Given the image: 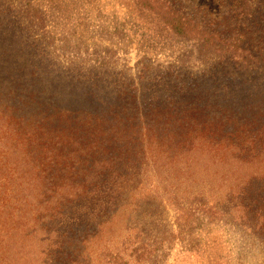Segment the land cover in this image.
Listing matches in <instances>:
<instances>
[{
	"label": "trees",
	"instance_id": "trees-1",
	"mask_svg": "<svg viewBox=\"0 0 264 264\" xmlns=\"http://www.w3.org/2000/svg\"><path fill=\"white\" fill-rule=\"evenodd\" d=\"M141 4L178 36L208 43L215 38L168 0H141ZM234 12L239 13L242 27L252 21L242 8ZM0 37L6 48L33 46L27 34L10 31ZM233 39L228 60L245 65L248 59H258L242 35ZM22 52L14 55L12 50L10 56L0 52V120L9 130L7 140L40 180V188L10 199L0 196V207L12 209L6 219L18 218L23 236H35L44 264L54 256L76 264L74 260L88 259L90 253L96 254L97 264H154L161 252L157 243L150 238L144 241L130 220L121 223L126 209L138 207L137 200L160 197L178 209L186 203L213 218L221 217L223 208L236 212L248 208L242 202L251 196L247 190L252 175L242 170L240 179L237 172L264 158V113H217L211 107L215 103L199 100H170L155 107L149 103L144 112L137 91L120 100L119 95L125 94L122 87L114 92L115 99L90 92L56 98L42 89L38 67H19ZM83 86L97 89L93 83ZM15 181L25 184L20 177ZM220 189L224 190L218 193ZM184 191L187 200L180 195ZM242 213L240 218L246 219ZM116 225L122 231L116 233Z\"/></svg>",
	"mask_w": 264,
	"mask_h": 264
},
{
	"label": "rangeland",
	"instance_id": "rangeland-1",
	"mask_svg": "<svg viewBox=\"0 0 264 264\" xmlns=\"http://www.w3.org/2000/svg\"><path fill=\"white\" fill-rule=\"evenodd\" d=\"M168 1L206 32L214 33L215 38L208 43L176 35L157 14L143 7L141 0H0V34H27L33 44L29 48H6L3 43L0 52L10 56L12 50L14 55L22 50L24 57L19 67H38L42 89L56 98L90 92L95 97L115 99L122 87L125 94L119 95L120 100H127L137 91L139 108L144 112L150 108L149 103L155 107L170 100H199L207 105L215 103L211 107L217 113H264V0ZM27 4L30 10L25 9ZM237 7L252 17L243 27L238 21L239 13L234 12ZM239 34L257 60L248 59L243 65L236 59H227L236 41L233 38ZM56 78L71 84L59 83ZM92 83L97 89L83 86ZM42 96L49 99L44 93ZM56 98L51 100L61 102ZM8 133L0 120V196L10 199L17 193H34L40 188V180L20 161V151H14L7 140ZM262 161L264 158L237 172L240 179L244 177L242 170L252 175V185L247 190L251 196L242 202L248 206L245 210L222 207L224 214L213 218L205 212H195V207L186 203L178 209L158 197L137 200L138 207L133 204L126 209L121 223L130 220L139 227L144 241L150 238L157 243L161 252L154 264H264ZM17 177L25 184L17 185ZM180 195L187 200L185 191ZM240 211L246 219L240 218ZM8 212L12 209L0 207V264H44L41 244L34 235L23 236L20 220L6 219ZM191 215L194 217L188 218ZM113 229L116 233L122 231L117 225ZM105 237L103 231V241ZM90 254L88 259L74 261L97 264L96 254ZM47 264L68 262L54 256Z\"/></svg>",
	"mask_w": 264,
	"mask_h": 264
}]
</instances>
